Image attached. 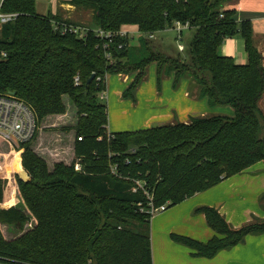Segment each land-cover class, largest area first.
<instances>
[{
	"label": "trees",
	"instance_id": "trees-1",
	"mask_svg": "<svg viewBox=\"0 0 264 264\" xmlns=\"http://www.w3.org/2000/svg\"><path fill=\"white\" fill-rule=\"evenodd\" d=\"M63 1L91 8L95 27L108 31L134 25L142 34L157 33L188 22L195 29L191 61L153 50L144 37L131 46L119 35L109 44L110 59L93 31L85 38L63 34L52 27L56 16L37 12L36 0H3L1 10L18 17L0 30V93L13 92L28 103L38 131L51 116L75 110L76 118L69 129L75 135L70 163L59 160L50 166L34 146L38 131L20 152L12 145L30 180H20L17 168L16 184L0 177V264H153L150 235L135 229L150 223L151 201L175 206L264 162V56L254 45L251 20L237 21L235 10L224 8L226 0ZM235 35L245 41L247 63L219 52ZM144 50L147 54L138 56ZM152 63L158 66L159 87L163 74L174 76L175 87L190 78L210 106L230 105L234 115L110 131L109 108L101 101L105 74L135 73L123 96L136 101ZM14 189L20 205L10 203ZM196 211L219 235L207 242L170 235L195 256L211 258L249 234L264 233V221L233 228L214 207Z\"/></svg>",
	"mask_w": 264,
	"mask_h": 264
},
{
	"label": "crops",
	"instance_id": "crops-1",
	"mask_svg": "<svg viewBox=\"0 0 264 264\" xmlns=\"http://www.w3.org/2000/svg\"><path fill=\"white\" fill-rule=\"evenodd\" d=\"M2 2L3 0L1 4ZM224 8L235 10L234 18L237 21L251 20L254 30V45L264 56V0H226ZM77 10L78 7L66 4L61 0L54 10L49 9L47 13H44L37 9V12L40 14L50 13L56 16L57 19L79 24V21L73 18ZM139 38L141 40L142 36ZM219 52L222 55L233 57L237 63L248 62L245 41L240 35L226 38L220 46ZM122 75L125 79L129 78L126 88L132 82L134 76L130 74ZM167 77L174 79L173 75ZM191 81L190 78L180 81L182 88L180 89L179 99H177V94L171 105L168 103L165 105L166 107L161 108L157 113L145 116L143 119H139L140 121L125 119L121 122L122 125H120V128L118 127L119 129L112 128L108 124L109 130L112 132L140 130L173 124L178 121L186 123L191 117L195 116L234 115L235 110L230 105L210 106L207 97L201 98L199 96V86L193 81L190 84ZM36 150L39 152L38 148ZM15 154L14 152L11 159L16 157ZM4 165L0 161V177H6L14 184L11 172H8ZM202 206L216 208L233 228H241L254 221H264V162L260 161L244 172L233 175L207 190L196 193L175 205L170 211L153 215L150 220L152 228L149 234L153 264H264V233L249 234L243 242L232 248L223 249L211 258L195 256L192 254L190 247L173 241L170 236L173 232L203 242L219 235L209 226L205 214L196 211Z\"/></svg>",
	"mask_w": 264,
	"mask_h": 264
},
{
	"label": "rangeland",
	"instance_id": "rangeland-1",
	"mask_svg": "<svg viewBox=\"0 0 264 264\" xmlns=\"http://www.w3.org/2000/svg\"><path fill=\"white\" fill-rule=\"evenodd\" d=\"M1 1L2 0H0V4ZM60 1L61 0H36L37 9L47 13L49 9L54 10ZM73 18L78 20L79 24L95 27L94 12L91 8H85L83 6L78 7ZM124 28L133 33L136 32L131 36L130 44L131 46L135 44L139 46L140 36L138 34L139 31H137L138 29L134 25H126ZM179 34L180 33L177 32L175 28H169L165 32H157L155 39L148 40L149 47L167 56L175 58L181 57L185 61L190 62L191 56L189 49L195 34V29L192 27L185 28L181 32V37ZM180 44L184 45V51L179 50ZM139 52L137 54H139L138 56L140 57L147 54L146 50ZM157 68V63H152L147 67L146 75L137 91L135 102L123 96L129 78L125 79L122 74L128 75L127 73L105 74L107 91L105 98H101V101L108 105L109 124L112 128L119 129L120 125H122L121 122L125 119L140 121L139 119H143L145 116L157 113L161 108L166 107L165 105L168 103L171 105V102L175 101L177 94V99H179L180 89L182 88V86H180L181 84L179 83L177 87H175L174 79H169L167 77L168 75L163 74L159 87ZM130 75L135 76V73ZM190 84H192V81ZM260 106L264 112V96L260 101ZM74 113L75 110H72L65 116L48 118L45 123L46 127L38 131V136L33 142L39 152L45 156L50 166L59 160L70 163L74 157L73 144L75 135L73 131L69 130L75 122L76 115ZM12 145L15 146L8 139L0 135V161L5 164L4 167L6 166L7 171L11 172V176H13L12 180L15 182V165L18 158L17 154H15L16 157L11 159V156L15 152ZM16 148H18L19 152L21 151V146ZM6 169H4V171H6ZM14 190L16 191L15 196L10 200V203L20 205L23 203L22 199L17 193V189ZM172 208H174V206H168L166 212L172 210ZM160 213L162 212L157 213V215ZM3 228L4 232L8 234L5 226ZM151 228V223H138L135 229L142 233L150 234Z\"/></svg>",
	"mask_w": 264,
	"mask_h": 264
},
{
	"label": "built area",
	"instance_id": "built-area-1",
	"mask_svg": "<svg viewBox=\"0 0 264 264\" xmlns=\"http://www.w3.org/2000/svg\"><path fill=\"white\" fill-rule=\"evenodd\" d=\"M17 17V12L6 13L3 12L0 7V27L2 25L15 21ZM52 27L55 31H60L63 34L73 33L76 34L79 38H85L87 37L88 33L93 31L96 36L99 37L102 42H104L103 48L106 52L107 58L110 59L112 58V56L109 51V44L113 42L115 37L119 35L121 37L131 39V36L136 33L125 29H121L118 31H108L101 27L87 26L63 19H54L52 21ZM173 28H175L177 32L180 33L179 36L181 37V32L183 31V29L191 28V26L188 22H176ZM138 34L142 37L145 36L144 38H146L147 41L156 38V32H149L146 34L138 32ZM124 46H126L125 43L121 44L120 48ZM179 50L184 51V45L180 44ZM3 55L6 56V53H3ZM75 82L76 84L80 83L79 76L75 77ZM105 94L106 91L101 94V98H105ZM37 131L38 121L31 106L24 100L18 98L13 92L0 93V135L8 139L16 147H19L22 143L31 140L35 136ZM75 168L77 170L82 169V165L79 161H76ZM150 206L151 207L149 209V212L152 215H155L159 212L166 211L168 208V203L162 204L160 206H154L153 202L151 201Z\"/></svg>",
	"mask_w": 264,
	"mask_h": 264
},
{
	"label": "water",
	"instance_id": "water-1",
	"mask_svg": "<svg viewBox=\"0 0 264 264\" xmlns=\"http://www.w3.org/2000/svg\"><path fill=\"white\" fill-rule=\"evenodd\" d=\"M95 78V73L92 74L88 82L90 83ZM16 168H17V175L19 176L20 180L28 182L30 180V176L25 168L22 167V160L18 158L16 161Z\"/></svg>",
	"mask_w": 264,
	"mask_h": 264
}]
</instances>
